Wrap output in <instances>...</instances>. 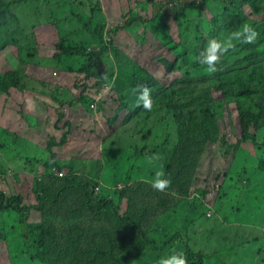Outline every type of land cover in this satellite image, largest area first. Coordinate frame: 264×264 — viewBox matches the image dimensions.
<instances>
[{
    "label": "rangeland",
    "instance_id": "374dc122",
    "mask_svg": "<svg viewBox=\"0 0 264 264\" xmlns=\"http://www.w3.org/2000/svg\"><path fill=\"white\" fill-rule=\"evenodd\" d=\"M9 1L20 13L29 44L20 47L12 27L0 26L1 72H27L21 76V88L0 91V191L5 198L21 196L28 205L41 199L45 212L0 210V264H91V249L101 247L103 239V245L109 238H126L129 244L133 239L140 245L129 234L132 230L113 223L89 232L95 241L88 242L89 219L81 193L89 189L94 198L112 199L120 213L131 211L129 188L136 181L148 182L161 168L171 180L169 186H181L188 193L176 202L183 201V209L168 197L160 207L167 212H160L155 222L148 219L143 231L147 250L142 254L148 256L147 264H158L159 257L174 251L184 254L185 243L169 241L179 232L191 242L206 243L199 237L211 224L228 227L224 232L232 236L231 245L248 243L232 255L230 264H263L264 241L253 238L264 237V171L258 168L264 151L257 152L264 130L258 143L241 142L236 105L213 89L216 77H207L206 68L191 67L195 51L209 39L207 22L221 12V0H196L205 8L202 16L186 9L180 24L173 9L179 12L192 0ZM91 8L94 17L89 20ZM244 10L250 13L248 7ZM248 18L249 24L264 21V13ZM95 26L113 46L87 72L85 49L99 45ZM60 41L77 46L70 51L61 48ZM242 53L233 48L232 55ZM161 58L173 60L174 70H167ZM150 76L167 87L165 92L175 91L187 132L176 120L175 109L158 108L125 120L128 111L121 99L136 106L137 86ZM60 111L64 116L58 120ZM53 150L61 171L47 165ZM153 153L160 160L149 164ZM79 181L84 184L75 188L77 194L60 193L64 185ZM41 188V193L35 192ZM164 192L170 194L168 188ZM147 216L152 217L148 211ZM192 218L202 224H191ZM144 261L140 257L137 263Z\"/></svg>",
    "mask_w": 264,
    "mask_h": 264
},
{
    "label": "trees",
    "instance_id": "16d2710c",
    "mask_svg": "<svg viewBox=\"0 0 264 264\" xmlns=\"http://www.w3.org/2000/svg\"><path fill=\"white\" fill-rule=\"evenodd\" d=\"M149 1L152 2L154 0ZM201 2L213 1L201 0ZM220 2L222 4V8L220 7L221 12H219V14H213L210 21L207 22V25H209L207 37L209 39L224 38L232 30L240 27L244 23H248V17L251 14L259 16L262 12L264 13V0H221ZM203 7L201 3L198 4L196 0H192L179 12L177 8H174L173 17L176 19L177 23L180 24V16L184 15L183 13L186 9H194L197 11L198 15L201 14L202 16L205 10ZM244 7H248L250 13H247ZM15 9L16 8L11 6L9 0H0V26H11V32L18 34L20 47H24L26 46L25 41L27 42L26 44H29V38L20 24V13ZM93 17L94 10L91 8L87 14V18L90 20L93 19ZM80 20L82 19L80 18ZM251 25L259 33L256 42L251 44L237 43L235 47L241 48L243 53L239 56L232 55L233 48L230 49L218 62V70L214 73H210L207 77L215 76L216 80L213 83V89L223 97V100H227L236 105L242 126L240 141L258 143V136L264 130V21L251 23ZM84 26L89 29V22L85 21ZM195 32L197 36L205 37L200 31ZM93 34L99 39V45L93 46L88 50L85 49L88 60L85 66L87 72L94 70L99 63L98 56L108 51L113 46L111 40H105L104 33L100 26H95ZM204 44L205 41H203L202 46H204ZM60 46L61 48L66 46V48L71 51L73 47L76 48L77 45H65L64 42L60 41ZM199 52L200 51H195L196 56H198ZM161 62L167 70H174L173 60L161 58ZM191 67L197 69L201 67L206 68V66L200 65L197 59L191 62ZM25 73L27 72H23L21 69L8 70L4 73L0 70V91L10 92L12 88H21L20 79L22 74ZM207 77L197 78L203 80ZM140 85H146L150 89L151 97L155 99L152 104V109L146 110L143 107L141 109V107L137 105L133 106L123 98L120 103L127 108L128 111L125 120H129L131 117L142 112L155 111L158 108L175 109L177 110L176 120L179 122L182 129L187 132L186 130L188 127L186 121L178 115V96L175 95V91L171 93L165 92L167 87L158 81L156 77L152 76L142 79L138 86ZM187 115L188 118H191L193 116V110L189 109ZM63 116V113L60 111L58 120H61ZM65 139L66 136H64L61 141ZM263 148L264 143L258 145V154L263 153ZM51 155V159L47 165L49 167L58 168L61 171L63 165L61 166V164L57 162V153L53 150L51 151ZM263 157V155L260 156L261 159L258 163V168L262 171H264ZM58 169L56 170L59 171ZM79 184H84V181H79L77 184L69 183L68 185H64V188L61 187L59 191L64 195L77 194L75 188H78ZM42 188L36 189L35 192L41 193ZM167 188L170 194L153 189L149 182L139 183L136 181L134 186L129 188L127 195L132 210L123 213H120L118 204L112 199L94 198L89 189L82 192L81 199L85 197V211H83L88 215L89 219L85 225V229L88 230V242L95 241V239H93V234L89 232L96 227L101 228V226L106 230L110 223L118 225L123 229L129 228L132 230L129 234L134 235L142 242L140 245H135L133 239H131V243L129 244L126 238L122 241H120V239L118 240V238H109L108 242L103 245L105 243L103 239L99 242V245L102 244L103 248L101 246L96 249H91L92 254L89 255L91 257V264H147L146 258H148V256L145 257L142 256V254L147 250V248H145V240L147 237L144 235L143 231L146 229L148 219L155 222L158 220L160 212H167L165 209H160V207L161 204L170 201L168 197H172L176 203L177 201L185 199L188 193V190L183 189L181 186H168ZM176 195L179 196L176 197ZM200 196H202V194ZM48 197L51 198L49 195ZM57 197L58 194L56 195V198ZM22 200L23 198L21 196H9L5 198V193L0 191V210L12 209L24 214H27L31 209L36 211L39 210L42 214L45 212L43 211L44 204L41 199H39L38 204L35 203L32 205L23 203ZM176 204L180 210L184 208L183 201ZM147 211L148 215H152V217L147 216ZM185 218L188 219L187 216H185ZM195 222L202 224L201 219L192 218L191 224ZM203 222L204 224H209L210 220H205ZM188 225L190 224L188 223ZM43 226L45 227L44 224ZM211 226L213 228L205 227V235L203 234L199 237L205 239L206 243L204 244L199 241L196 243L191 242L190 236L182 238L181 232H179L181 235L179 234L169 239L170 242L179 240L185 243L183 246L186 248L184 255L187 258V264H214L212 258L218 259L220 264H230L228 260L231 259L232 255H237L238 250L248 244L243 240H239V243H241L240 245L236 242L231 245L232 236L224 232L228 227H216L212 224ZM68 229L69 227L64 229V232L66 233ZM253 239L254 242L264 241V237H255ZM150 241L153 243L152 240ZM207 242L212 243L215 248L212 246L208 247ZM140 257L145 259L143 263H137ZM262 263L264 264V258L262 259Z\"/></svg>",
    "mask_w": 264,
    "mask_h": 264
},
{
    "label": "clouds",
    "instance_id": "9594fccd",
    "mask_svg": "<svg viewBox=\"0 0 264 264\" xmlns=\"http://www.w3.org/2000/svg\"><path fill=\"white\" fill-rule=\"evenodd\" d=\"M258 35L259 33L251 24L244 23L240 27L232 30L224 38L209 39L206 42L205 47L196 57L197 62L202 66H206L207 72L214 73L218 70V62L225 53L234 48L237 43H255ZM104 79H107V77L105 76ZM110 87H112V83L108 84V88ZM90 104H93V102ZM136 104L138 107L142 106L146 110L152 109L153 102L150 89L146 85L138 86ZM159 160L160 156L156 153H153L147 158L149 164H153ZM148 182L153 189L164 191L170 185L171 180L167 178L165 172L161 168L160 170L155 171L154 176ZM158 264H187V258L182 252L174 251L159 257Z\"/></svg>",
    "mask_w": 264,
    "mask_h": 264
}]
</instances>
